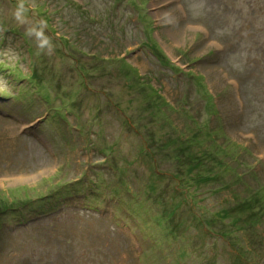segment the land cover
<instances>
[{
    "label": "rangeland",
    "instance_id": "1",
    "mask_svg": "<svg viewBox=\"0 0 264 264\" xmlns=\"http://www.w3.org/2000/svg\"><path fill=\"white\" fill-rule=\"evenodd\" d=\"M0 264H264V0H0Z\"/></svg>",
    "mask_w": 264,
    "mask_h": 264
},
{
    "label": "trees",
    "instance_id": "2",
    "mask_svg": "<svg viewBox=\"0 0 264 264\" xmlns=\"http://www.w3.org/2000/svg\"><path fill=\"white\" fill-rule=\"evenodd\" d=\"M19 211L21 212V214H20V220H22L24 222V220H26L25 214L23 213L22 210H19ZM22 221H20V222H22Z\"/></svg>",
    "mask_w": 264,
    "mask_h": 264
}]
</instances>
